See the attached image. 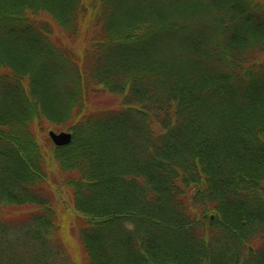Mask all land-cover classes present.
I'll return each mask as SVG.
<instances>
[{
    "label": "trees",
    "instance_id": "16d2710c",
    "mask_svg": "<svg viewBox=\"0 0 264 264\" xmlns=\"http://www.w3.org/2000/svg\"><path fill=\"white\" fill-rule=\"evenodd\" d=\"M0 264H264V0H0Z\"/></svg>",
    "mask_w": 264,
    "mask_h": 264
},
{
    "label": "rangeland",
    "instance_id": "374dc122",
    "mask_svg": "<svg viewBox=\"0 0 264 264\" xmlns=\"http://www.w3.org/2000/svg\"><path fill=\"white\" fill-rule=\"evenodd\" d=\"M52 130L55 132L58 131H67L66 129L63 128H57L56 130L53 128L48 127L46 129V133L48 134V132ZM49 137V136H48ZM38 140L43 143L44 142V134L38 137ZM55 198H56V203H57V210L60 213H63L62 215L64 216H68L71 213L74 212L73 206H72V201L71 198L69 197L68 192H66V190H57L55 192ZM72 223L69 222V227H71ZM65 231H68L67 229ZM75 237V236H74ZM73 236H71L70 234L68 235V241L70 243H72L74 245V248H72V245H70V243H68V247H69V251L72 252L74 250H76L77 246L75 245V238Z\"/></svg>",
    "mask_w": 264,
    "mask_h": 264
},
{
    "label": "water",
    "instance_id": "95a60500",
    "mask_svg": "<svg viewBox=\"0 0 264 264\" xmlns=\"http://www.w3.org/2000/svg\"><path fill=\"white\" fill-rule=\"evenodd\" d=\"M48 136L51 142L56 146H65L71 142L72 134L67 131L55 132L50 130Z\"/></svg>",
    "mask_w": 264,
    "mask_h": 264
}]
</instances>
